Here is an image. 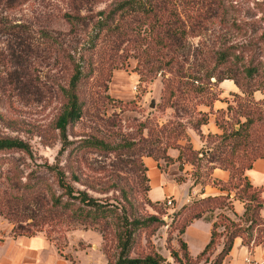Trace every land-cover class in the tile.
Masks as SVG:
<instances>
[{
  "label": "rangeland",
  "instance_id": "374dc122",
  "mask_svg": "<svg viewBox=\"0 0 264 264\" xmlns=\"http://www.w3.org/2000/svg\"><path fill=\"white\" fill-rule=\"evenodd\" d=\"M111 1L86 2V7L81 9L85 21L75 23L74 31L68 29L69 23L62 15L71 0H26L10 11L14 17L28 21L33 43L41 52L30 66V73L38 77L40 92L37 96L25 97L16 95L12 89L0 88V136L19 138L28 145L27 150H0V239L9 233L15 221L34 222V231L46 235L54 248L58 247L57 257L64 259V264H71L69 256L74 264H106L104 251L115 255L118 250L117 236L124 230L121 221L134 218L138 224L132 225L130 255L150 252L157 253L165 264H207L205 260L213 256L217 244L197 259L182 255L177 242V236H182L177 232L180 220L175 212L180 204L171 195L162 197L164 203L148 202L146 175L140 161L143 154L137 153L135 141L140 142L145 137L152 140L149 146L158 149L165 146L171 160L159 158L160 171L168 180H184L190 186L209 183L204 175L211 170L207 162L211 153L227 167L229 162L239 167L248 165L255 148H260L264 140L257 135L261 127L264 128L261 121L264 120V77L246 82L247 78L241 76L239 70L255 62L264 66V34H261L264 0H206L209 5L205 6L200 5L201 0H173V7L179 9L188 10L193 4L198 15L193 20L181 15L186 28L184 48L176 47L173 51L176 58L173 57L169 65L150 72L145 70L149 65L144 59L138 58L139 50L145 47L143 42L139 46L128 43L125 48L120 47L121 57L98 66L96 56L104 53L109 45L101 32L93 38V24L98 10L109 7ZM142 28L140 25L139 33L143 32ZM43 30L47 31L48 38L38 35ZM50 38L57 42L46 40ZM90 40L98 46L88 47ZM101 45H105L104 52L99 48ZM222 49L230 52L227 60L217 58ZM181 50H184L183 57L178 54ZM67 52L82 63L83 71L92 69L79 85L85 98L83 113L66 129L67 139L72 142L59 152L61 142L54 117L62 105L57 87L64 84L71 70ZM4 67L0 62L3 85L7 70ZM202 74L209 75L204 80L208 96L217 97L214 101L221 106H209L210 97L204 99L206 97L200 98L194 93L195 96L184 99L180 107L176 93L173 94L176 91L170 92L166 82L173 86L184 82L182 86L186 88L188 81L194 82L193 77ZM235 78H239L238 85ZM243 84L249 86L242 88ZM198 111L206 117L201 124L197 122L201 118ZM247 117L251 118V123L240 124ZM239 124L241 133L232 135ZM83 138L99 142L86 141L79 145ZM129 140L134 142L133 147L121 145ZM191 147L200 153H195L190 160L186 154ZM205 147L210 148L211 153L197 159ZM47 164L61 166L74 190L83 189L104 203L108 209L102 221L94 223L67 217L54 220L46 216V220L39 221L43 210L39 203L22 206L9 202L10 207L6 204L10 196L22 192L28 174L29 181L36 176L46 180L42 192H47L44 195L47 199L42 205L50 203L49 196L59 194L60 188L53 181L52 168L48 169ZM224 186V197L216 199L215 205L201 214L215 223V242H219L227 230L237 228L244 241L263 243L264 183L242 187L235 174ZM150 195L158 196L160 190L152 189ZM196 197L201 196L190 200ZM150 215L156 218L146 221ZM101 222L104 229L100 227ZM196 245V240L191 239L192 253L197 251ZM170 250L177 256H172Z\"/></svg>",
  "mask_w": 264,
  "mask_h": 264
},
{
  "label": "trees",
  "instance_id": "16d2710c",
  "mask_svg": "<svg viewBox=\"0 0 264 264\" xmlns=\"http://www.w3.org/2000/svg\"><path fill=\"white\" fill-rule=\"evenodd\" d=\"M25 1L26 0H0V41H2V46L0 47V62L2 67L4 65V68L7 69L5 71L6 78L5 81H3L5 85H3L1 81L0 88L6 87L8 90L12 89L13 91H16V95L30 97L37 96L40 92L38 88V77L36 75L34 76L32 72L30 73V71H32L30 66L34 65L36 58L41 55V52H38L35 44L33 43L28 21L26 19L16 18L10 13V11L13 10L15 6H18ZM86 2H89V0H71L68 10L62 13L66 21L69 23V30L74 31L75 23L85 21V14L81 12V9L86 7L84 6ZM196 3H198V1H196ZM200 5L205 6L209 4L206 3V0H201ZM192 6L193 4L188 6V10L185 8L179 9L176 6L173 7V0H112L109 7L107 6L106 9L102 8L98 10L99 15L93 24V28L95 30L93 38L95 39L101 32V37L105 38L109 45L108 48L105 49V52L102 49L105 45L99 46V48L102 49L104 53L96 56V59L99 63L98 66L101 67L105 61L112 63L114 60H117L119 56L121 57V53L118 51L120 47L125 48L128 43L139 46V43L142 42L145 44V47L139 50L138 58L140 61L144 59L146 64L149 65L145 69L146 72L156 71L164 65H169L173 60V57L176 58L173 53L175 48H184L183 44L185 40L184 38L186 28L185 19L184 17L182 18L181 15H184L186 18L190 17L192 20L193 17L198 15V13L195 14L197 8H192ZM140 25L143 26L142 33L138 32ZM40 34L44 35L45 38H48L47 31H39L38 35ZM261 34H264V26ZM46 40L49 42H57L52 38ZM93 46L97 47L98 44L96 45L93 40H90L88 47ZM59 48H62V45H59ZM142 53H144V55ZM178 54L183 57L184 50H181L180 52L178 51ZM229 56L230 52L226 51V49H222L217 53V58L221 61L227 60ZM67 57L71 62V70L65 78L64 84H59L57 87L59 95L62 97V105L54 117V126L58 129V135L61 142L58 150L59 152H62L65 148H67V145L72 142L71 140L67 139L66 129L68 125L79 119L83 113L82 107L85 103V98L82 97L79 85L83 78L87 76V74L90 73L92 69L91 67L87 71H83L82 63L79 62V60H74L68 52ZM78 58H81V55H79ZM249 62L252 61L250 60ZM257 62L259 63V60H257ZM254 64L244 65L239 70L241 76L247 78L246 82H250V80L259 78L261 75L264 77V66L260 67L257 63V65ZM203 75L204 74H202V76H194L193 78L195 83L188 81L186 83V88L182 86V83L184 82H182L179 86H173L170 85L169 82H166L165 86L170 92L173 90L176 91L173 92V94L176 93L175 96L177 98V102H180L179 106L181 107V102L184 101V99L194 97L195 94L200 98L206 97L204 99H208L210 97L208 96L207 85L205 84L206 82H204L206 77L208 78L209 75ZM234 82L236 85H238L240 83L239 78H235ZM245 86L248 87L249 85L243 84L241 87L243 88ZM216 98L217 97L214 96L210 97L208 101V103H210L209 106H212V102ZM198 112L201 114V118L197 122L198 124H201L205 122L206 117L202 111ZM251 121V118L247 117L245 118L244 122H241L240 124L243 125L244 123L245 126L248 123H251ZM261 121H263L264 124V120ZM240 124L237 129L233 130L232 135L241 133ZM257 135L259 138H264V128L261 127V130L257 133ZM86 141L91 143L99 142V140L93 138H83L80 139V143L78 144L84 145ZM151 141V139H147L145 137H143L140 142L136 140L135 145L137 144V146L135 149L137 150V153L140 155H149L154 159L162 158L164 160L166 159L165 161L171 160V157L166 153L165 146H163L161 149H158L157 146H149ZM121 145L131 148L134 146V142L129 140L123 142ZM177 145L181 146V144ZM259 145H261L260 148H255L257 150H255L252 159L245 167L232 165L230 162V166L227 167L225 163H220L219 157L217 155L210 152V148L205 147L204 152L199 154L197 159L201 158V155H209L211 153L207 159V162L210 164L209 167L221 166L228 171V177L225 180L213 177L210 175V173L206 172L204 175L206 181L210 184L218 186L221 189H224L226 188L224 185L229 183L232 177H234L236 174L238 184H240L242 187L245 185L254 187V185L249 182L246 175L244 174V170L250 167L254 158L258 156H264V152H262L264 149V140ZM5 148H19L27 150L28 145L25 141L19 138L0 136V150ZM70 149L71 147L69 148L68 152ZM198 152L199 151L191 147L189 148L186 157L190 158L191 160V157L194 156L195 153L198 155ZM140 159L142 170L146 175L147 193L149 185L148 176L146 174V166L142 161V157ZM224 160L227 162L226 158ZM192 165L194 164L192 163ZM47 168H52L51 171L53 175V181L60 188L59 194H51L49 196V198H51L50 203L42 205L44 199H47L44 196L47 192H42V186L46 184V180L41 178V176H36L34 179L29 181L31 176L28 174L26 175L28 180L26 179L27 181L23 182L22 192L19 195L15 194L10 196V199L6 200L8 202L6 204L10 207L9 202H16L22 206L27 205L29 202L39 203L40 207L43 206V210L39 214V221L46 220L45 218H53L56 220L58 217H67L75 220H83L94 223L102 221L101 219L107 215L108 209L104 206L103 202L93 198V196L88 194L83 189L74 190L70 182L66 179L63 168L58 164H47ZM263 183L259 185H262ZM221 197H224V194L219 193L214 195H204L201 197H196L189 202L181 203L175 210L180 220L177 232L182 233L185 225L192 218L201 216L203 211L214 206V201ZM147 200L149 203L163 202V198L152 200L148 195ZM44 216L46 217L44 218ZM155 218V216L150 215L146 221H151V219L154 220ZM123 220L121 221V225L123 226L122 229L124 230L122 234L120 233V236H117L116 241V245L118 247L117 252L114 255L109 253L107 254L104 251L106 264H165L162 262V258L157 253L151 254L150 252H146L144 254H129L132 247V225L136 226L138 224V220L134 218L130 220L123 218ZM50 221H52V219ZM34 224V222L23 224L15 221L10 227V232L12 235H32L36 233L34 231L36 228H32ZM99 224L101 225L100 227L104 229L102 222ZM214 228L215 223L212 221L208 240L193 257L190 256L186 248V243L182 237L177 236L178 246L181 248L182 255L184 257L197 259L199 255L205 253L209 248L213 247L214 244H217L218 247L213 256L206 260L204 258V260L207 262V264H220L222 258L231 247L233 237H240V232L237 228H231L227 230L219 242H215ZM240 238L242 243H244L246 246L257 243H249L248 241H244L243 237ZM56 248L58 249V247ZM170 254L174 257L177 256L174 250H170ZM64 257L66 256L64 255ZM68 259L70 260L71 264H74V261L70 256Z\"/></svg>",
  "mask_w": 264,
  "mask_h": 264
},
{
  "label": "crops",
  "instance_id": "0c3cea01",
  "mask_svg": "<svg viewBox=\"0 0 264 264\" xmlns=\"http://www.w3.org/2000/svg\"><path fill=\"white\" fill-rule=\"evenodd\" d=\"M212 105H216V107L221 106L219 102L216 103L215 101L212 102ZM142 161L146 166V173L148 175V195H150L152 189L157 188L160 190V195L155 197L150 195L152 199H161L166 195H171L177 204H181L188 202L195 196L222 193V189L210 183L199 185L194 183L190 186L189 182L184 180H180L179 182L170 181L160 171L158 159H154L149 155H143ZM244 174L253 185L263 183L264 156L254 158L250 167L244 170ZM210 175L225 180L228 177V171L219 166H212ZM210 226L211 222L204 218L203 215L192 218L185 225L181 237L185 241L186 248L191 255H195L208 240ZM191 239L197 242V251L193 253L189 248ZM56 249L44 234L36 232L32 235H12L9 227V233L0 239V264H64V259L57 257ZM62 257L64 258V256ZM220 264H264V243L246 246L242 243L239 236H234L231 247L222 258Z\"/></svg>",
  "mask_w": 264,
  "mask_h": 264
},
{
  "label": "built area",
  "instance_id": "2783aa9c",
  "mask_svg": "<svg viewBox=\"0 0 264 264\" xmlns=\"http://www.w3.org/2000/svg\"><path fill=\"white\" fill-rule=\"evenodd\" d=\"M169 202V200H167Z\"/></svg>",
  "mask_w": 264,
  "mask_h": 264
},
{
  "label": "water",
  "instance_id": "95a60500",
  "mask_svg": "<svg viewBox=\"0 0 264 264\" xmlns=\"http://www.w3.org/2000/svg\"><path fill=\"white\" fill-rule=\"evenodd\" d=\"M152 104V103H151Z\"/></svg>",
  "mask_w": 264,
  "mask_h": 264
}]
</instances>
